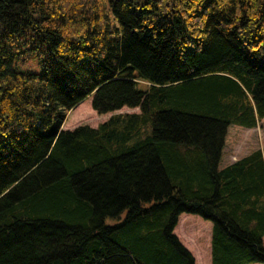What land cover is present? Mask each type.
I'll use <instances>...</instances> for the list:
<instances>
[{"label":"trees","instance_id":"1","mask_svg":"<svg viewBox=\"0 0 264 264\" xmlns=\"http://www.w3.org/2000/svg\"><path fill=\"white\" fill-rule=\"evenodd\" d=\"M90 95L139 111L61 128ZM262 118L264 0H0V264H194L182 212L211 264L264 263V145L219 166Z\"/></svg>","mask_w":264,"mask_h":264},{"label":"rangeland","instance_id":"2","mask_svg":"<svg viewBox=\"0 0 264 264\" xmlns=\"http://www.w3.org/2000/svg\"><path fill=\"white\" fill-rule=\"evenodd\" d=\"M15 64L19 69H32L39 71L41 66L38 51L34 49L23 50L16 55ZM146 84L147 83L145 81L138 80L139 87L144 88ZM80 105V108H78L79 110H74L76 108L74 107L67 112L61 128L72 129L80 124H88L95 127L111 114L117 112L131 113L139 111L138 107L123 106L115 111L98 114L91 107V95L85 98ZM82 113H84L86 118L72 125L76 116ZM263 145L264 118L258 121L257 125L253 128H246L232 123L227 128L224 148L219 160V166H225L229 162V153L236 157H240L251 150L262 147ZM107 221L112 222L113 220L108 219ZM211 226L212 224L210 220L204 219L198 214L182 212L178 215L177 223L173 232L178 237L180 242L193 254L195 264H210ZM199 229H202V231L206 234L204 235L203 232H196V230ZM262 242L264 244V235L262 237Z\"/></svg>","mask_w":264,"mask_h":264},{"label":"crops","instance_id":"3","mask_svg":"<svg viewBox=\"0 0 264 264\" xmlns=\"http://www.w3.org/2000/svg\"><path fill=\"white\" fill-rule=\"evenodd\" d=\"M106 119H107V118H106ZM252 128H253V127H252ZM223 148H224V147H223ZM251 151H252V150H251ZM222 152H223V150H222ZM249 152H250V151H249ZM249 152H247V153H249ZM247 153H246V154H247ZM228 155H229V157H228V158H229V162H228L227 164H229V163H231L232 161H234L235 159L239 158V157L234 156V155L231 154V153H229ZM244 155H245V154H244ZM242 156H243V155H242ZM240 157H241V156H240ZM227 164H226V165H227ZM194 264H195V263H194ZM210 264H211V263H210ZM249 264H252V263H249Z\"/></svg>","mask_w":264,"mask_h":264}]
</instances>
